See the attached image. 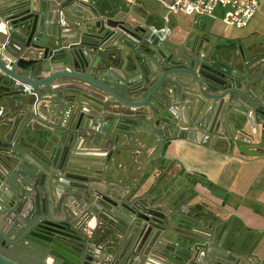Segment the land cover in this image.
I'll use <instances>...</instances> for the list:
<instances>
[{"label": "water", "instance_id": "obj_1", "mask_svg": "<svg viewBox=\"0 0 264 264\" xmlns=\"http://www.w3.org/2000/svg\"><path fill=\"white\" fill-rule=\"evenodd\" d=\"M85 4H88L87 0H0V24L7 25L10 20L7 16L11 12L26 9L29 13L26 22L9 31L17 36L13 44L22 53L21 61L37 62L33 52L43 49L42 31L52 26L56 13L63 11L75 17L73 11ZM71 23L73 27L63 33V43L81 70L93 74L96 80L115 84L114 91L129 100L126 103L116 97L118 103L148 121L147 125L152 126L150 119H159L154 126L162 130L158 128V122L160 119H163L162 123L169 121L173 108L180 130L191 128L193 133H202L206 129L227 131L225 138L230 143L237 136L248 145L264 135V61H259L258 57L237 67L232 59H226L225 54L216 50L209 39L181 37L177 44L169 41L166 50L157 48L146 55L139 54L133 57L132 65L117 68L112 62L119 48L112 46L110 40L101 43L97 40V36L101 39L104 30L102 21L97 34H93L91 23L83 27ZM108 46L111 47L106 49ZM47 52L48 48H45L44 53ZM9 53H12L10 49L0 45V55ZM44 53L46 71L55 70L57 60H46ZM57 53L61 51L52 54ZM17 67L26 75L31 71L20 64ZM138 71L140 83L126 86L122 82L123 78ZM8 74L11 73L0 63V82ZM13 76L19 86L0 95V240L11 245L31 241L54 256L69 257L89 250L86 238H83V218L101 217L112 236L123 233L125 228L110 215L130 225L121 215L126 214L125 208L115 210L111 199L114 188L100 181L106 162L101 157L87 154L119 144L121 137H125L124 129L120 127L123 123L117 120L107 127L106 120H101L104 119L101 113L88 106L87 112L81 109L83 119H34L30 117L33 109L50 118L62 111L51 112L50 102L54 97L43 91L45 82L28 85L31 89L26 92L27 81ZM58 77L60 75L55 76ZM109 77L115 82H110ZM90 83L98 85L93 80ZM36 86L40 87L38 94L32 90ZM69 109H72L71 104L67 111ZM24 110L28 111L20 119ZM231 116L246 119H228ZM243 146L247 151H238L243 156L264 155V151H250L249 147ZM171 231L148 220L144 224L138 221L131 224L125 236L129 234L132 239L130 256L134 263L138 264V259L143 256L148 262L161 264L162 258L169 253L167 234ZM181 234L197 236L186 231ZM13 238L16 241H11ZM211 238L213 235L209 236ZM182 245L179 247L182 254L176 259L181 264H197L199 253L189 258L191 250L185 248V242ZM232 250H220L219 257L227 259ZM213 255L210 256L212 260ZM33 256L42 258L46 252L37 251ZM127 257L128 251L117 264H124ZM242 259L248 261V256L244 255ZM0 264L17 263L0 254Z\"/></svg>", "mask_w": 264, "mask_h": 264}, {"label": "flooded vegetation", "instance_id": "obj_2", "mask_svg": "<svg viewBox=\"0 0 264 264\" xmlns=\"http://www.w3.org/2000/svg\"><path fill=\"white\" fill-rule=\"evenodd\" d=\"M87 3L73 11L75 17L65 14L63 11L56 13L52 26L42 31L45 41L43 49L33 52L37 62L31 63L21 61L22 53L18 51L19 48L16 45L14 48L13 44L17 36L14 32L9 31L10 28L13 31L14 28L25 23L29 13L25 12L26 9H18L7 16L10 18L7 25L0 24V45L3 49L4 47L10 49L13 54L0 55V63L4 69L11 73L1 80L0 95L11 89L15 90L14 88L19 86L13 79L15 78L13 75H15L18 79L27 81L24 86L26 92L31 89L28 85L45 82L46 86L43 87V91L53 94L54 97V101L50 102V106L53 107L51 112L62 111L56 112V115L50 118L37 109H33L30 117L34 119H80L81 109L84 108L87 112L91 108L101 113L104 118L101 120H106L107 127L113 121H121L123 124H120V127L124 129L125 137H121L119 144L103 150L90 151L87 154L105 160L106 166L100 181L106 182L114 188L115 191L111 197L113 207L117 211L125 208L126 214L121 215L130 222V225L122 223L113 214L110 215L113 220L125 228L123 233L112 236L111 231L107 228V223L101 217L83 218L82 230L85 231L83 238H86L85 242L89 250H84L81 255L68 257L55 254L56 256H54L51 252H47L45 247L31 241L11 245L3 240H0V254L14 261L23 259V257L33 259L34 253L40 251L46 252V256H42L40 259L43 264H117L119 258L124 259L125 253L128 251V257L124 264H135L134 259H131L130 256L132 239L129 234L125 236L126 230L136 221L144 224L148 220V222L160 223L163 228L167 227L172 230L167 234L170 242L169 253L167 257L162 258L161 264H181L176 258L177 255L182 254L179 251V247L183 246L182 242L186 243V249L191 250L189 258H192L195 253H199L197 264H228L227 259L233 261L232 264H251L250 260L244 261L242 259L244 255L239 252L245 240L242 230L238 226L227 225L220 214L211 208L203 207L204 204L200 203L196 206V204L187 202V199L184 201L181 191L173 186L176 168L173 164H165L163 153L177 137L183 134L190 137L196 134L202 143L227 147L236 152L247 151L243 145L249 147L250 151L260 152L264 151V135H261L259 141H254L249 146L237 136L230 143L225 138L228 134L227 131L218 130L215 132L206 129L202 133L197 131L193 133L191 128L180 130L177 128L175 119L178 118L173 108L169 114V121L165 119L167 122L162 123L163 119H160L158 122V128L161 127L162 130H157L154 126L159 119H150L152 126L147 125L148 121L138 118L136 113L130 112L129 108L118 103L116 97L126 103H129V100L114 91L115 84L96 80L93 74H87L81 70L70 49L64 46L63 33L73 27L72 21L81 27L91 23L93 34H97L102 26V24L99 26V22L102 21L104 30L100 34L101 39L99 40L97 36V40L99 43L106 39L110 40L113 43L112 46L116 45L119 48L112 62L113 66L117 68L127 64L132 65L133 57L139 54L146 55L157 48L166 50L169 41L177 44L181 37L193 39L194 36L179 30L162 10L145 9L142 4L138 3V0L130 2L127 0H87ZM110 47L108 46L106 49ZM214 47L216 48L215 44ZM45 48H48L47 53H44ZM216 50L220 49L217 47ZM59 51L61 53L52 54ZM43 53L47 56L46 60L49 58L57 60L54 65L55 70L46 71L48 66L42 58ZM19 64L30 68L29 75L23 74L18 69L17 65ZM58 75L60 77L55 78ZM140 78L138 71L123 78L122 82L126 86H134L141 82ZM213 78L219 80L217 77ZM109 79L110 82H115L113 78L109 77ZM90 80L96 81L98 85L91 84ZM116 81L119 82V79ZM39 88V86L32 87V90L38 94ZM70 104L72 109L67 111ZM13 105L16 106L15 103ZM73 109H77L75 114ZM27 111H23L20 119ZM115 115L123 118L111 119ZM0 119H2L1 116ZM228 119L246 118L231 116ZM237 142L240 143L236 144ZM182 231L197 236H185L181 234ZM211 235L213 238L210 240L209 236ZM13 239L11 241H16L15 238ZM231 249H233L232 253L227 259L225 256L224 258L219 257L220 250L226 252ZM211 254H214L212 257L214 260L210 259ZM138 264L155 263L148 262L147 258L142 256L138 259Z\"/></svg>", "mask_w": 264, "mask_h": 264}, {"label": "crops", "instance_id": "obj_3", "mask_svg": "<svg viewBox=\"0 0 264 264\" xmlns=\"http://www.w3.org/2000/svg\"><path fill=\"white\" fill-rule=\"evenodd\" d=\"M159 10L183 33L208 38L237 67L254 57L264 61V0H259L258 12L242 32L225 25L217 15L214 19L195 17L193 25L181 26L170 17L173 14ZM163 160L176 168L173 186L183 200L196 206L202 203L227 225L238 226L245 236L239 252L251 264H264V155L246 157L227 147L202 143L196 134H183L165 149ZM40 259L23 257L14 262L43 264Z\"/></svg>", "mask_w": 264, "mask_h": 264}, {"label": "built area", "instance_id": "obj_4", "mask_svg": "<svg viewBox=\"0 0 264 264\" xmlns=\"http://www.w3.org/2000/svg\"><path fill=\"white\" fill-rule=\"evenodd\" d=\"M134 0H127V2ZM168 14L205 16L214 19L221 13L222 21L229 27L242 29L258 12L259 0H159Z\"/></svg>", "mask_w": 264, "mask_h": 264}, {"label": "rangeland", "instance_id": "obj_5", "mask_svg": "<svg viewBox=\"0 0 264 264\" xmlns=\"http://www.w3.org/2000/svg\"><path fill=\"white\" fill-rule=\"evenodd\" d=\"M138 3L142 4L143 8H145V9H149V10H151V9H154V10L162 9V7L159 3V0H138ZM216 15L219 17H222L221 13L220 14L217 13ZM170 17L172 19H175L181 26H186V25L191 26V24L193 25L194 20L197 19L195 17H200V16H189V15H184V14L179 13L178 15H171ZM201 17H203V16H201ZM231 29H234V28H231ZM236 31L242 32L243 28L241 30H236ZM190 200H195V199L193 198Z\"/></svg>", "mask_w": 264, "mask_h": 264}]
</instances>
